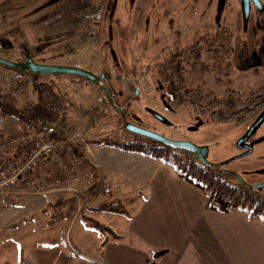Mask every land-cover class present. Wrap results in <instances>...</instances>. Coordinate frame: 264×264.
I'll return each mask as SVG.
<instances>
[{"label":"rangeland","instance_id":"obj_1","mask_svg":"<svg viewBox=\"0 0 264 264\" xmlns=\"http://www.w3.org/2000/svg\"><path fill=\"white\" fill-rule=\"evenodd\" d=\"M202 37L201 61L209 69L193 70L187 64L182 72L186 86L202 87L219 97L227 88H233L247 97L264 83V10L253 8L245 20L241 0H0V58L10 62L31 58L36 65L69 66L98 76L106 74L105 79L95 83L72 75H39L51 83L68 107L64 137L80 133L74 141L77 153L81 146L87 154L100 153V149L108 148H98L96 142L109 137L120 141L136 139L125 129V124L131 123L170 140L194 144L208 161L235 173L248 185L264 183V140L246 155L237 145L258 116L248 125L220 123L212 115H198L189 105L174 108L170 104L171 84L163 81L162 65ZM216 37L222 40L221 45L210 44ZM20 70L0 63V74L5 77ZM34 77L32 74L31 79ZM30 99L35 96L31 94ZM9 118L12 125L15 119ZM55 129L62 136L59 128ZM252 136L254 141L264 138V124ZM101 159L109 168L102 165L106 176L113 163L105 155ZM95 160L101 163L100 158ZM90 178L93 183L92 173ZM98 182L94 191L89 190L91 185L76 186L83 197L80 211L103 223V215L87 213V197H91L92 206L121 202L127 208L133 198L125 190L105 195L107 183L99 177ZM43 197L56 201L70 195L63 191L46 196L0 195L12 203ZM221 208H225L222 203ZM16 210L12 208V217L4 214L0 200V219H13L17 213V217L26 218L16 227L26 228L29 224L33 226L30 231L37 234L34 226L44 211ZM72 221L83 223V216L65 221L52 231L54 235L45 230L23 239L18 237V231L15 240L4 242L6 231L0 232V249L13 251L25 245L34 248V243L40 249L48 237H56L62 246L60 231L64 234L63 227Z\"/></svg>","mask_w":264,"mask_h":264},{"label":"crops","instance_id":"obj_2","mask_svg":"<svg viewBox=\"0 0 264 264\" xmlns=\"http://www.w3.org/2000/svg\"><path fill=\"white\" fill-rule=\"evenodd\" d=\"M97 147L108 149H100L97 154L89 152L90 162L98 168L100 181L111 186V194L112 190L115 194L125 190L132 195L128 208L131 219L86 209L87 213L103 215L105 221L100 223L110 232L101 234L84 222L72 221L63 227L64 234L60 231L62 246L57 244L56 237H48L40 249L38 243L33 244L37 246L34 248L25 245L13 251L4 247L0 249V264H149L152 251L164 252L157 264H264L262 218H251L245 211L226 206L214 207L204 188L180 176L172 166L160 160L104 144ZM99 154L101 163L95 160ZM103 155L113 163L106 176ZM105 167L109 170L107 165ZM87 198L86 204L90 207L92 200ZM64 199L29 198L12 203L0 198L3 213L11 217L12 208L17 212L44 211L34 227L38 233L48 230L51 235L59 225L77 216L76 210L71 217L48 225L53 212L64 207ZM16 214L10 220L0 219V232L6 231L4 242L15 240L18 231V237L23 239L38 235L30 231L32 225L16 227L26 218ZM80 215L87 216L86 213ZM114 234L120 239H114Z\"/></svg>","mask_w":264,"mask_h":264},{"label":"trees","instance_id":"obj_3","mask_svg":"<svg viewBox=\"0 0 264 264\" xmlns=\"http://www.w3.org/2000/svg\"><path fill=\"white\" fill-rule=\"evenodd\" d=\"M218 38L220 37L211 40L210 44L215 45ZM201 39L203 40V37ZM201 39L180 51L181 53H175L162 65L164 67L161 69L163 81L167 85L171 84L169 87L171 106L175 108L189 105L200 116L212 115L216 122L248 125L253 118L259 117L260 113L264 111V83L247 97L233 88H227L223 97H219L214 91L203 90L202 87H188L184 84L185 79L182 72L186 69L187 64L191 65L193 70L206 72L209 69L201 61L203 48ZM212 50L213 53L218 52V49ZM39 75L60 74L35 73V77L31 80L12 83L4 94H0V113L19 120L57 127L59 128L57 131L62 136L67 135L65 126L68 107L51 83L40 79ZM31 94L35 96V99H30ZM21 99L24 100L23 103L20 101ZM134 135L137 137L136 139L130 137L122 141L101 140L96 144H104L125 152L140 153L160 160L162 163L172 166L185 179L206 190L215 192L220 204H224L227 208L245 211L251 218L260 217L264 220V189H250L247 184L238 181L235 173L216 165L207 166L191 152L171 148L151 139ZM79 150L81 163L92 173L93 183L90 190H93L99 185L98 170L90 162L85 148L81 146ZM63 204L64 207L60 210L56 209L53 216H50L48 225H54L60 220L71 217L76 212L77 206L74 198H65ZM56 208L58 207L56 206ZM87 209L112 213L127 219L132 217L131 211L121 202L105 203L94 207L87 206ZM83 221L88 228L101 234L110 232L107 226L92 217L83 216ZM113 236L114 239H120L115 234ZM163 254L164 252L161 251H152L149 264H157L158 258Z\"/></svg>","mask_w":264,"mask_h":264},{"label":"built area","instance_id":"obj_4","mask_svg":"<svg viewBox=\"0 0 264 264\" xmlns=\"http://www.w3.org/2000/svg\"><path fill=\"white\" fill-rule=\"evenodd\" d=\"M32 74L22 70L8 77L0 74V94H4L14 82L28 81ZM14 119L10 125V118L0 113V195L46 196L63 191L77 201L76 215L80 213L84 204L76 184H92L91 171L81 163L74 147L80 133L64 137L52 126ZM107 140L113 139L109 137ZM205 192L213 206L221 207L215 192ZM103 193L111 194L109 184Z\"/></svg>","mask_w":264,"mask_h":264},{"label":"water","instance_id":"obj_5","mask_svg":"<svg viewBox=\"0 0 264 264\" xmlns=\"http://www.w3.org/2000/svg\"><path fill=\"white\" fill-rule=\"evenodd\" d=\"M254 3L259 11L264 10V5L261 0H242V6H243V13H244V19L247 20L250 12H251V3ZM0 63L6 64L9 67L17 68V69H22V70H28L34 73H56V74H68L72 75L75 77H80L83 79H86L92 83H95L97 81L103 80L106 77V74H101L100 76L91 74L88 71L82 70V69H77L74 67H69V66H41V65H36L31 58L27 59V62H10L6 61L2 58H0ZM154 115L166 122V120L160 116L157 113H154ZM264 122V111L261 113V115L254 121V123L249 127L248 132L238 141V147L243 148V147H248L249 151L246 154H250L253 151V147L256 143L261 142L264 140V138H261L257 141H254L252 144L246 145L245 142L249 140V138L258 130V128L262 125ZM125 129L128 130L129 132L139 135L141 137H145L148 139H151L157 143L167 145L171 148L175 149H180V150H185L188 152H191L194 154V156L203 164L207 166H215L213 163L208 161L206 157L200 152V149L197 148L194 144L189 143V142H183V141H173L170 140L158 133L143 129L139 126L133 125L131 123H126L125 124ZM243 154V155H246ZM220 167L219 165H216ZM238 181L242 184H247L245 180L242 178L236 176ZM248 185V184H247ZM250 189H264V183H259V184H254V185H248Z\"/></svg>","mask_w":264,"mask_h":264},{"label":"flooded vegetation","instance_id":"obj_6","mask_svg":"<svg viewBox=\"0 0 264 264\" xmlns=\"http://www.w3.org/2000/svg\"><path fill=\"white\" fill-rule=\"evenodd\" d=\"M241 1H242V0H241ZM253 8H254L255 10H258L257 6L252 2V3H251V10H253ZM198 40H199V39H198ZM198 40H196V41H198ZM201 40H202V39H201ZM220 41H222V40L217 39L216 42H215V44L219 43V44L221 45ZM227 42H228V44H230L229 41H227ZM219 44H218V45H219ZM4 60H5V59H4ZM26 62H27V61H26ZM253 123H254V122H253ZM263 124H264V122L262 123V125H263ZM262 125H261V126H262ZM261 126H260V127H261ZM260 127H259V128H260ZM259 128H258V129H259ZM253 135H254V134H253ZM252 137H253V136H251V137L249 138V140H247V141L245 142L246 145L252 144V143L254 142V140H252ZM240 149L242 150V153H241V154H246V153H248V151H249V148L246 147V146L243 147V148H240ZM227 171H229V170H227Z\"/></svg>","mask_w":264,"mask_h":264}]
</instances>
